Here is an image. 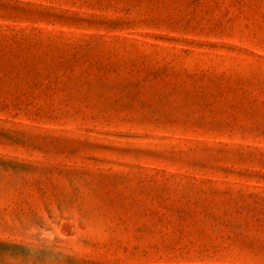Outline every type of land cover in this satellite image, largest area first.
<instances>
[{"label": "rangeland", "instance_id": "rangeland-1", "mask_svg": "<svg viewBox=\"0 0 264 264\" xmlns=\"http://www.w3.org/2000/svg\"><path fill=\"white\" fill-rule=\"evenodd\" d=\"M0 264H264V0H0Z\"/></svg>", "mask_w": 264, "mask_h": 264}]
</instances>
